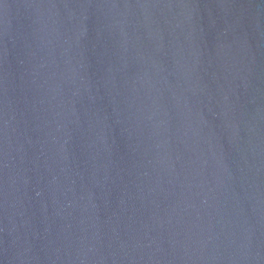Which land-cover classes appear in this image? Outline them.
Listing matches in <instances>:
<instances>
[{
	"label": "water",
	"instance_id": "1",
	"mask_svg": "<svg viewBox=\"0 0 264 264\" xmlns=\"http://www.w3.org/2000/svg\"><path fill=\"white\" fill-rule=\"evenodd\" d=\"M0 264H264V0H0Z\"/></svg>",
	"mask_w": 264,
	"mask_h": 264
}]
</instances>
